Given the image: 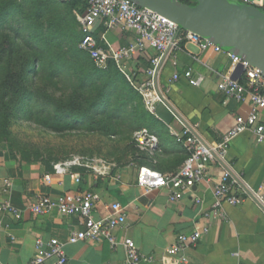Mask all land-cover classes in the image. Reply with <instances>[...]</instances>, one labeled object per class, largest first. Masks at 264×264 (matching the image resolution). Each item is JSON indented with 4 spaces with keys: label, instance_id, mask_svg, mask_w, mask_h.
Instances as JSON below:
<instances>
[{
    "label": "crops",
    "instance_id": "obj_1",
    "mask_svg": "<svg viewBox=\"0 0 264 264\" xmlns=\"http://www.w3.org/2000/svg\"><path fill=\"white\" fill-rule=\"evenodd\" d=\"M71 14L79 23L80 14ZM93 35L104 49L125 46L134 36L103 20L94 23ZM155 55V50L146 48L123 68L114 67L123 79L134 81L140 88L148 81L147 71ZM187 71L191 75L184 78ZM174 73L181 75L175 82L171 81ZM237 75L238 68L228 53L212 48L200 50L183 40L157 75L160 93L182 121L164 104L155 103L149 108L144 97L137 95L143 101V120L137 131L145 129L155 138L152 149H136L132 157L118 165L114 162L107 167H70L60 175L53 173L51 164H24L9 152L0 151V205L8 203L17 212L0 213V264H28L37 238L65 242L71 231L80 230L76 217L56 212L32 214L29 205L39 196L55 198L67 192L86 191L99 196L92 213L94 219L105 216L109 205L118 203L125 208V223L113 233L115 247L106 240L66 243L68 264H127L120 244L124 239L132 240L139 253L150 257V264H177L176 255L169 249L179 234L191 231L200 212L213 203L212 188L219 181L222 166L218 162L209 165L206 179L193 189V195L177 201L169 200L168 189L145 193L136 184L137 173L140 168H148L166 175L182 167L187 155L183 147L184 124L202 142L211 144L230 130L237 115H246L248 102L225 101L216 89L218 81ZM260 118L264 121V112ZM227 159L232 175L239 177L252 194L264 197V140L258 142L249 132L239 134L227 146ZM73 173L80 175L79 184H74ZM194 197L200 204L194 202ZM222 208L226 219L211 223L208 233L187 251L188 264H264V211L249 198L237 206L223 203Z\"/></svg>",
    "mask_w": 264,
    "mask_h": 264
},
{
    "label": "built area",
    "instance_id": "obj_2",
    "mask_svg": "<svg viewBox=\"0 0 264 264\" xmlns=\"http://www.w3.org/2000/svg\"><path fill=\"white\" fill-rule=\"evenodd\" d=\"M58 1L70 2L71 0ZM84 2L85 9L79 16L82 37L78 43V49L85 53L97 68L104 70L112 62L114 66L121 69L139 51L146 48L155 50L156 55L151 60L147 71L148 81L140 87L145 105L149 108H152L155 103L163 104L155 92L153 79L156 69L159 68L160 71L168 57H174L183 40L200 50L212 48L215 51H222L195 34L181 31L169 19L149 9L139 8L128 0H84ZM240 3L264 11V3L259 0H241ZM99 20L106 21L110 26H117L124 31L132 32L133 40L116 49H104L93 35V25ZM229 57L231 63L238 68V75L224 77L217 82L216 89L224 96L225 101L248 102L250 107L248 113L237 115L230 130L217 142L211 144L202 142L185 127L182 136L184 137L183 147L187 155L178 171L162 175L152 169L140 168L137 173L136 184L145 193L157 189H168L169 200L177 201L187 194L193 195V189L206 179L209 165L218 162L222 166L219 181L212 188L213 203L209 209L200 212L199 219L191 231L179 234L169 249L176 255L177 264H188L187 251L196 246L198 241L208 233L211 223L226 219L222 208L223 203L237 206L245 198H249L238 184L239 177L232 175L227 159L228 144L244 132L254 135L258 142L264 140V121L260 118L264 112V76L259 69L248 65L238 57L231 54ZM190 75V71H187L183 77L189 78ZM180 77V74L174 73L171 81L175 82ZM171 134L177 136L175 133ZM155 142V138L145 129L135 133L134 145L140 151L152 149ZM93 165L95 167L96 165L104 166V163L76 158L68 163L54 164L52 170L54 174L60 175L68 172L70 167H92ZM72 179L74 184L80 183L78 173H73ZM49 180V178L46 179L47 182ZM253 196L260 205H258L260 209L264 211V197L256 194ZM98 201V194L86 191L84 193L67 192L55 198L42 195L31 203L29 211L32 214L48 215L56 212L64 216H73L77 218L81 228L71 231L65 242L55 238L47 241L37 238L34 242V255L28 264H68L64 251L66 243L106 240L112 247H115L117 243L113 233L125 223V208L118 203H112L105 216L94 219L92 213ZM194 202L197 205L200 204L197 197H194ZM2 212L17 214L8 203L0 205V213ZM120 244L123 247L127 264L151 263V258L139 253L132 240L124 239Z\"/></svg>",
    "mask_w": 264,
    "mask_h": 264
},
{
    "label": "rangeland",
    "instance_id": "obj_3",
    "mask_svg": "<svg viewBox=\"0 0 264 264\" xmlns=\"http://www.w3.org/2000/svg\"><path fill=\"white\" fill-rule=\"evenodd\" d=\"M71 18L57 0H0V97L12 113L10 126L0 116V151L24 164L118 165L136 153L143 94L126 77L101 79Z\"/></svg>",
    "mask_w": 264,
    "mask_h": 264
},
{
    "label": "water",
    "instance_id": "obj_4",
    "mask_svg": "<svg viewBox=\"0 0 264 264\" xmlns=\"http://www.w3.org/2000/svg\"><path fill=\"white\" fill-rule=\"evenodd\" d=\"M128 1L169 19L181 31L209 41L220 50L259 69L264 76V11L232 0H196L192 6L178 0ZM158 72L159 68L153 79L155 92L169 111L182 121L157 87ZM184 126L190 130L186 124ZM238 184L259 205L240 181Z\"/></svg>",
    "mask_w": 264,
    "mask_h": 264
},
{
    "label": "trees",
    "instance_id": "obj_5",
    "mask_svg": "<svg viewBox=\"0 0 264 264\" xmlns=\"http://www.w3.org/2000/svg\"><path fill=\"white\" fill-rule=\"evenodd\" d=\"M178 1L185 3L187 5H190V6H192L196 3V0H178ZM58 3L60 6H63V8L65 10H67L69 12V14H71V12H75L76 14H81L85 9L84 0H71L70 2H59L58 1ZM71 16H72V14H71ZM71 19H74L73 16ZM80 40H81V37L79 39V42H80ZM36 65H34V68H36ZM98 72L102 75L101 79H103V80L104 79L107 80V78L109 76H113L116 79V81L119 83V85L123 84V77H121V75L116 71L114 64L112 62L109 63V65L107 66V68L105 70H99ZM33 75H35V73ZM6 106L7 105H5L3 98L0 97V116L3 117V122L5 124L4 126H10V117H11L12 113L10 111L9 112L6 111L7 110ZM45 164L47 166L50 165L49 163H45Z\"/></svg>",
    "mask_w": 264,
    "mask_h": 264
},
{
    "label": "flooded vegetation",
    "instance_id": "obj_6",
    "mask_svg": "<svg viewBox=\"0 0 264 264\" xmlns=\"http://www.w3.org/2000/svg\"><path fill=\"white\" fill-rule=\"evenodd\" d=\"M234 1H238V0H234ZM239 2V1H238Z\"/></svg>",
    "mask_w": 264,
    "mask_h": 264
}]
</instances>
